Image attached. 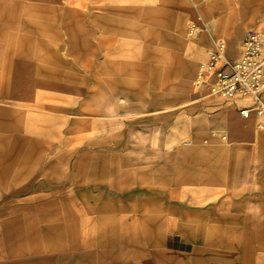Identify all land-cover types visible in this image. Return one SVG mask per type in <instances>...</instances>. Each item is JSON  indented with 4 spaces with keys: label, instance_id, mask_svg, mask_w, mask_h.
<instances>
[{
    "label": "rangeland",
    "instance_id": "374dc122",
    "mask_svg": "<svg viewBox=\"0 0 264 264\" xmlns=\"http://www.w3.org/2000/svg\"><path fill=\"white\" fill-rule=\"evenodd\" d=\"M251 1L0 0V75L18 98H0V108L20 114L12 125L20 149L0 183V218L29 209L36 224L61 225L63 238L59 248L57 230L44 253L0 264H75L76 251L94 249L81 206L59 204L74 194L75 151L97 148L144 155L204 151L212 207L219 210L212 212L209 237H194L193 244L210 246V264H264V129L231 102L209 95L197 76L216 41L235 59L247 32L264 39V0ZM65 17L74 38L62 26ZM33 26L43 28L40 58L23 50ZM13 32L19 44L10 40ZM142 166L130 174L140 178L133 171L147 170L139 184L152 186L148 196L156 195L155 186L165 187L169 201L171 173L158 174L149 162ZM182 186L181 197L198 192ZM147 208L154 215L161 206ZM163 208V216H171L170 205ZM124 239L144 246L143 238ZM166 239L148 236L147 251L157 252Z\"/></svg>",
    "mask_w": 264,
    "mask_h": 264
},
{
    "label": "crops",
    "instance_id": "0c3cea01",
    "mask_svg": "<svg viewBox=\"0 0 264 264\" xmlns=\"http://www.w3.org/2000/svg\"><path fill=\"white\" fill-rule=\"evenodd\" d=\"M61 22L67 35L74 38L68 18H63ZM41 31L42 27L27 29L29 33L26 35V47L23 48L27 55L42 57L36 51V47L41 44L38 37ZM18 39V32L11 33V41L19 44ZM5 80L6 76L1 74L0 98H7L9 102L17 101V96L6 89ZM17 117H20L17 112L0 108V183H3V177L12 167L13 154L20 149L12 139V125ZM75 152L78 159L71 165L74 169V194L62 197L59 205L81 206L78 210L81 211L83 220L90 223L92 231L90 230L89 235L94 237L93 240L90 239V246L93 245L94 249L76 251L75 264H210V246L201 249L192 241L194 237H209L212 212L219 210L216 206L212 207L210 159L208 156L205 158L204 151L171 149L144 155L143 152L132 149H123L115 154L114 150L97 148ZM116 156L119 160H116ZM146 156H154L155 159L147 161ZM148 162L152 165V171L158 174L171 173L172 195L169 201L163 196L165 187L155 186L154 189H159L161 195H157L156 189V195L148 196V190L152 186L139 184L138 179L147 178V170L133 171L140 178L130 174L133 168L142 165L146 167ZM116 165L125 168V171L116 172ZM161 177L162 175L158 178ZM63 181H67V172ZM184 183L185 188L190 184L194 185V190L197 189L198 192L195 195L179 196ZM115 189L119 191L114 192ZM152 203L161 206L160 210L156 208L154 215L147 212V205ZM167 204L170 205L171 216L164 217L163 205ZM165 220H170L169 224L166 225ZM61 229V225L36 224L29 209L9 218H0V260L16 257L30 260L31 254L44 253L50 246L51 235L57 230L55 245L61 248ZM148 236L167 239L165 243L162 241L161 249L153 252L147 251ZM131 237L143 238L144 246L135 247L130 239H124ZM112 238L121 240L113 241ZM123 240L128 242L117 245ZM114 245L111 250L109 247Z\"/></svg>",
    "mask_w": 264,
    "mask_h": 264
},
{
    "label": "built area",
    "instance_id": "2783aa9c",
    "mask_svg": "<svg viewBox=\"0 0 264 264\" xmlns=\"http://www.w3.org/2000/svg\"><path fill=\"white\" fill-rule=\"evenodd\" d=\"M194 31L192 26L190 32ZM197 76L209 95L231 102L240 116L254 118L256 127L264 129V39L259 34L246 33L235 59L227 57L223 41H216Z\"/></svg>",
    "mask_w": 264,
    "mask_h": 264
},
{
    "label": "bare ground",
    "instance_id": "6f19581e",
    "mask_svg": "<svg viewBox=\"0 0 264 264\" xmlns=\"http://www.w3.org/2000/svg\"><path fill=\"white\" fill-rule=\"evenodd\" d=\"M233 1V0H232ZM251 1V0H250ZM256 1V0H255ZM252 2V1H251ZM247 3V2H246ZM248 3H249V1H248ZM253 3H255V2H253ZM241 4V3H240ZM243 5V4H242ZM254 5V4H253ZM238 6H240V5H238ZM203 22V21H202ZM205 25V24H204ZM238 29V28H237ZM231 30V29H230ZM237 31H239V30H237ZM229 34V33H228ZM220 39V38H219ZM205 47V46H204ZM210 48V47H209ZM212 51V50H211ZM248 118H250V117H248ZM262 136H264V134H261V137Z\"/></svg>",
    "mask_w": 264,
    "mask_h": 264
}]
</instances>
